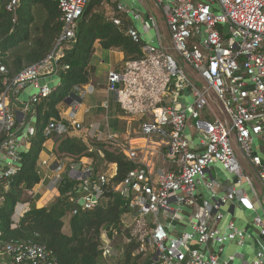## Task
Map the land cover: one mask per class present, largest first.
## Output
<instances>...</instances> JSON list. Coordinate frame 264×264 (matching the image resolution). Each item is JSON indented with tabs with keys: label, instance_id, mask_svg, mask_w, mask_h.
Segmentation results:
<instances>
[{
	"label": "built area",
	"instance_id": "1",
	"mask_svg": "<svg viewBox=\"0 0 264 264\" xmlns=\"http://www.w3.org/2000/svg\"><path fill=\"white\" fill-rule=\"evenodd\" d=\"M90 1L57 0L62 30L43 61L12 76L0 60V182L8 181L6 188L21 166V148L37 133L33 116L17 119L19 95L26 86L33 87L35 93L23 105L30 111L57 89L41 79L58 72L63 47L76 42ZM154 2L162 10L165 27L157 16L145 17L138 8L121 3L109 8L115 25L123 23L119 14L140 23L143 31L130 25L127 34L144 45L141 57L108 74L103 120L89 125L77 120L82 101L94 88L75 87L68 120H51L44 132L84 131L92 139L111 143L137 164L119 192L128 199L124 222L132 219L144 230L139 251L150 264H237L240 252L228 254L226 245L237 241L243 246L248 233L234 219L224 230L218 226L225 218L224 208L235 202L256 212L252 222L262 239L255 258L242 264H264V198L256 187L264 195V0ZM19 3L11 0L7 8L13 10ZM151 31L154 36L148 39ZM111 97L128 116L141 119L137 129L113 131ZM39 163L42 169L48 162ZM214 166L226 171L224 180L215 176ZM62 168L56 167L55 180ZM67 173L80 182L72 200L95 208L105 194L107 177L94 176L93 169L80 162L71 163ZM52 191L51 199L59 195L55 186ZM28 204L23 203L18 219L14 215L15 223ZM0 244L12 264H58L41 244L14 239ZM112 253L107 242L104 255Z\"/></svg>",
	"mask_w": 264,
	"mask_h": 264
},
{
	"label": "trees",
	"instance_id": "2",
	"mask_svg": "<svg viewBox=\"0 0 264 264\" xmlns=\"http://www.w3.org/2000/svg\"><path fill=\"white\" fill-rule=\"evenodd\" d=\"M10 1L0 0V60L14 76L46 58L61 33L62 22L57 0H20L13 10L7 8ZM118 1L91 0L88 4L77 27L76 42L65 44L58 59L59 87L34 105L37 133L31 141L33 146L23 155L18 172L9 179V187H5L8 181L0 182L1 242L14 239L23 244H41L57 258L58 264H150L149 257L139 251L140 237L125 228L128 199L119 192L126 175L137 164L105 140L44 132L49 121L63 119L62 108L75 98V87L86 89L92 85L97 42L104 50L121 51L124 63L142 56L144 42H135L127 34L130 20L119 14L123 23L115 25L109 15L107 7L116 6ZM109 114L115 117L113 127L119 131L137 129L141 120L128 116L114 97L109 100ZM52 137L54 146L49 152L57 161L53 168L64 159L72 163L84 161L93 169L94 176L107 177L105 194L95 208H84L72 200L80 182L68 176L69 163L60 178L52 181V187L59 192L57 198L44 205L41 197L38 204L32 205L43 179L40 156ZM19 201L29 205L15 223ZM116 236H122V244L114 248ZM107 242L113 247L109 257L104 255ZM1 244L0 264H12L11 257L1 253Z\"/></svg>",
	"mask_w": 264,
	"mask_h": 264
},
{
	"label": "rangeland",
	"instance_id": "3",
	"mask_svg": "<svg viewBox=\"0 0 264 264\" xmlns=\"http://www.w3.org/2000/svg\"><path fill=\"white\" fill-rule=\"evenodd\" d=\"M119 1L121 3H126L128 6H132L133 2H135L136 4L141 6V4L137 3L136 0H130V1L129 0L128 1L119 0ZM146 1L156 9V11L158 13L157 18L159 19V23L161 25H163V20H162L163 15L161 12L162 10L155 5L154 0H146ZM201 1L205 2L207 0H201ZM107 8L109 11L110 6H108ZM153 34L154 33H152V35ZM96 46H97L96 52H95L93 59H92V64L95 66L96 71H95V75L92 79V86H91L93 88L95 87V92L86 94V96H85L84 100L82 101V104H81V106L77 112V120L81 121L85 125H89L90 121L94 122L96 119L103 120V117L105 115V111L101 105L106 100V98L108 96V92H107V90H108V74L114 70L120 71L122 69V66L124 65L123 56H122L121 51H119V50H104V49L98 47V42L96 43ZM70 109L71 108L68 107V105L63 106L61 114H62V117L64 120H68V115H69ZM87 110H91V111L88 113V112H86ZM93 113L96 114L95 118L93 116L94 115ZM110 117H109V123L112 127L114 124V121H112ZM33 125L35 126L34 123H33ZM31 141H32V139H29L28 141H26L24 143L23 149L21 151L22 155H25L26 152L33 146V143ZM53 146H54V137L48 139L46 141V143L44 144L40 159L46 157L48 155V150H52ZM51 158H52V160L49 159L51 161L48 163V166L42 165V170L48 171L49 168H51L57 162L56 157L54 155H52ZM60 162H61L60 164H62L63 168L66 166L65 164H68V163L71 164L72 163V162H69V160H67V159H64L63 161H60ZM213 172L215 173L216 177L217 176L219 177V179H223V180L225 179L226 171L223 170L221 167L214 166ZM256 187L259 191L260 196L262 198H264L263 191L260 188V186H258V184H257ZM41 197H42L41 193L40 194L36 193L34 195V202L32 203V205L38 204ZM56 198L57 197L54 196L49 202H53V200ZM23 203L24 202H21V201L17 202V205L15 207V218L16 219L19 218L18 213L20 210H22ZM186 210L187 211L185 213H187L186 215L188 217L189 216L188 211L190 209L186 208ZM242 210H243V215L241 217L238 215V218L236 217L234 220L237 221L239 227H244V225L246 223H249V225L251 226L250 230H252V233H253V236L249 238V240H250L249 242L253 243L252 250H257L256 249V247H257L256 246L257 229L254 226V224L252 223L253 219L252 220L250 219L251 214H250L249 210L246 208H243ZM224 213H225L226 219L230 217V220H233V215H230V213L227 212V208H224ZM238 220H240V222ZM132 223H133L132 219H129L128 222L126 221L125 222V228H128L129 231L134 235L140 236L142 233H144L143 229H141V231H140V229L137 227V225L132 224ZM121 244H122V236L114 237V241H113L114 248H115V246L121 247ZM228 245L226 246V251L228 254H234L238 250V248L236 246L230 245L228 247ZM109 261H110V263L113 262L112 259H110Z\"/></svg>",
	"mask_w": 264,
	"mask_h": 264
},
{
	"label": "crops",
	"instance_id": "4",
	"mask_svg": "<svg viewBox=\"0 0 264 264\" xmlns=\"http://www.w3.org/2000/svg\"><path fill=\"white\" fill-rule=\"evenodd\" d=\"M126 1H128V0H126ZM136 2L141 4V6H139L135 2L132 3V6H128L126 3H121L120 1H118V3H121V4L125 5L126 8L135 7V8L140 9L141 11L144 12V16L145 17L148 16L149 13L150 14L152 13L155 16L158 17V13H157L156 9L151 4H149L146 0H136ZM122 15L125 16L124 14H122ZM162 15H163V13H162ZM126 18H128L130 20L132 25H135L140 31H143L140 23L134 22L131 18H129L127 16H126ZM162 20H163V25H161V24L160 25H161V27H165L164 17L162 18ZM152 33H153L152 31L149 32L148 34H146V37L148 39L150 37H153L154 34L152 35ZM122 56H123V54H122ZM60 80L61 79L59 77V74L58 73H53L51 75H47V76L43 77L41 79V82L42 83H48L49 85H52V86L58 88L59 85H60ZM94 92H95V87H94V89H92L91 93H94ZM34 93H35V90L33 89V87L31 85H28V86L25 87V89L19 95V99H18V101H17V103L15 105V110H16V115H17V119L18 120H22L25 115H28L29 117L33 116V121H35L36 116H35V112H34V106L32 107V109L30 111H25L24 108H23L24 103L25 102H29L31 96ZM68 107H70V108L72 107V100L68 101ZM95 115L96 114L93 115L94 118L96 117ZM110 118H111L112 121L115 120L114 116H111ZM97 120L98 119H96L95 121H97ZM90 123H91V121H90ZM112 129H113V131H119L116 128H114L113 126H112ZM120 132H123V131H120ZM69 135H71V136H83V137L86 136L84 131H79V130H72L69 133ZM22 149H23V147L21 148V150ZM49 151L50 150H48V155L46 157L40 159L41 162L45 161V162L49 163L52 160L51 157H52L53 154H51ZM49 159H51V160H49ZM48 163L46 164V166H48ZM82 164L87 165L84 161L82 162ZM62 171H63V168L60 170V174L62 173ZM42 173H43V179H42V182H41V186L38 189V191L34 193V195L36 193H38V194L41 193L42 194L41 202H42V204L47 205V204L51 203V202H49L51 200L50 193L54 192V191H52V181L54 180L55 175L57 174L56 173V168H53V166H52L51 168H49L48 171L42 170ZM225 208H227V212H229L230 215H233V219H235L236 217L238 218V215L240 217L243 215V210H242L243 207H241L237 202L229 204ZM249 212L251 214V218L250 219L252 220L254 215L256 214V212L255 211H249ZM228 221H230V217L227 218V219L224 218V220L222 222H220L218 226L222 230H224L226 228V225H227ZM238 221L240 222V220H238ZM250 227L251 226L249 225V223H246L244 225V227H240V228L245 229L247 231V233H248V237L246 238V243L243 246L239 245L237 241H232V242H230V244L228 243L229 245L227 244L228 247L230 245L236 246L238 248V250L236 252H240L241 251L240 252L241 257L239 258V260L236 261L237 264H242L243 261L249 262V261H252L255 258L256 250H252L253 243L249 242L250 241L249 238L253 236V233H252V230H250ZM259 240H262V239L259 237L258 232H257V237H256V246L257 247H256V249H258V247H259V245H258V241Z\"/></svg>",
	"mask_w": 264,
	"mask_h": 264
}]
</instances>
